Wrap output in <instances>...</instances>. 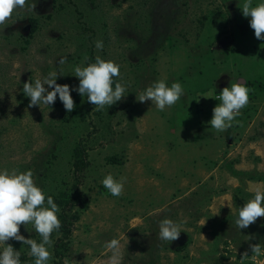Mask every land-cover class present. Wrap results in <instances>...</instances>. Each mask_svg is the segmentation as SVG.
<instances>
[{"label":"rangeland","instance_id":"rangeland-1","mask_svg":"<svg viewBox=\"0 0 264 264\" xmlns=\"http://www.w3.org/2000/svg\"><path fill=\"white\" fill-rule=\"evenodd\" d=\"M241 4L36 0L33 11L15 9L5 21L0 169H32L58 204V218L66 214L59 234H51L48 264H108L112 238L120 241V264H264V252L254 259L251 249L264 247V217L247 228L235 225L251 189L264 185V40L255 37ZM97 55L120 65L113 79L128 91L120 101L97 110L74 91L70 112L58 96L50 109L29 106L24 82L57 71V83L77 85L74 66L93 63ZM165 78L184 87L174 105L161 111L151 100H137L146 86ZM243 78L250 88L247 105L230 128H212L208 121L220 101L201 95L213 86L218 95ZM79 146L86 165L75 172ZM108 173L126 177L120 196L101 183ZM76 182L84 195L77 203ZM165 217L182 224L170 242L158 235ZM20 232L41 240L31 223H22ZM59 238L60 263L54 253ZM6 243L20 250L21 264H34L30 246L11 238Z\"/></svg>","mask_w":264,"mask_h":264},{"label":"clouds","instance_id":"clouds-1","mask_svg":"<svg viewBox=\"0 0 264 264\" xmlns=\"http://www.w3.org/2000/svg\"><path fill=\"white\" fill-rule=\"evenodd\" d=\"M35 4L36 0H0V26H3L0 30L3 31L5 21L15 9L27 7L33 11ZM240 9L242 15L249 18L248 23L254 30L255 37L264 40V0H258L255 5L253 0H242ZM103 46L102 40L95 42L97 49H102ZM65 60L66 57H61L59 63L63 64ZM73 73L72 75L78 78L77 85L57 83L58 74L62 75L57 71L48 73L42 79L37 78L34 83L29 80L24 82L23 94L30 98L29 106L43 104L50 109L58 96L64 109L70 112L76 106L71 95L75 91L81 96H86L87 100L100 110L120 101L128 93L125 83L114 82L113 78L120 75V65L113 60H105L97 55L93 63L74 66ZM166 79L154 81L146 86L137 100H151L161 111L174 105L185 94V90L179 81H173L169 85ZM249 92L250 88L243 78L239 81L235 79V82L223 87L218 95L214 86L212 90L201 95L220 101L212 109V117L208 121L210 126L219 131L230 128L235 118L240 115V110L247 105ZM125 181L126 177L116 178L112 173H108L101 183L112 196L117 197L123 193ZM251 191L254 195L238 208L235 219L238 229L247 228L258 217H264V185H257ZM59 212L60 208L53 196L36 183L32 169H0V264H21L20 250L6 243L10 238L30 246V255L35 258L34 264H48L52 255L49 250L53 245L51 234L54 231L59 234L61 227L57 215ZM22 223H31L40 234L41 240L37 242L21 234ZM181 229V223L165 217L159 222V239L173 241L179 237ZM106 248L113 253L108 259V264H120L117 254L120 249L119 239L112 238L107 241ZM251 249L252 253H255L254 259L264 252V247L259 243L251 245Z\"/></svg>","mask_w":264,"mask_h":264},{"label":"trees","instance_id":"trees-1","mask_svg":"<svg viewBox=\"0 0 264 264\" xmlns=\"http://www.w3.org/2000/svg\"><path fill=\"white\" fill-rule=\"evenodd\" d=\"M74 151H75V159H74V162H73V166H74L75 172H78L79 170H81L86 165V163L84 162V157H81V154L83 152L82 148L80 146L76 147ZM76 181H78V180H76ZM74 189L76 191L75 192L76 193V198H75L76 203L80 202V201H83L84 200V195L78 189L77 182H76V187H74ZM66 219H67L66 214L65 213L62 214L61 215V220L63 222H66ZM62 234H63L64 238H67L69 236V234H70V229L69 228L68 229L65 228L64 230H62ZM62 239L63 238H59L58 240H56V243L54 245L55 256H56V258H58V257L60 258V261L58 263L62 262L61 253L59 252L60 251L59 250V243L62 242Z\"/></svg>","mask_w":264,"mask_h":264},{"label":"crops","instance_id":"crops-1","mask_svg":"<svg viewBox=\"0 0 264 264\" xmlns=\"http://www.w3.org/2000/svg\"><path fill=\"white\" fill-rule=\"evenodd\" d=\"M205 79V81H207L208 79H206V78H204Z\"/></svg>","mask_w":264,"mask_h":264}]
</instances>
